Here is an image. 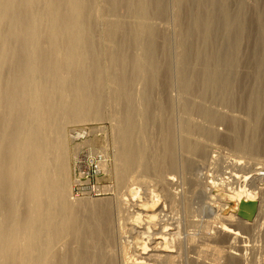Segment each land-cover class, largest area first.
<instances>
[{
  "label": "bare ground",
  "instance_id": "obj_1",
  "mask_svg": "<svg viewBox=\"0 0 264 264\" xmlns=\"http://www.w3.org/2000/svg\"><path fill=\"white\" fill-rule=\"evenodd\" d=\"M97 1L0 0V264H181L178 262L180 254L174 256L172 249L177 247L175 241L178 240L176 239L179 233L178 227H176L178 232L176 235L173 233L165 235V233L163 237L159 234V236L150 234L154 232H150V227L149 232L147 229L139 232L138 234L141 235L137 238L142 241L138 240V243L143 246V250L134 263L127 260L130 251L126 241L130 242L134 229L131 233H127L125 226H132L134 213L136 217L134 216L133 222L141 219V213H149V206L142 208L141 211L139 209V213L131 212L132 209L124 206L133 199L132 197L128 199V196H131L130 193L135 188L140 190L139 188L150 186L160 187L162 181L165 183L163 175L159 174V144H154L153 140L144 168L139 169L142 165L138 152L140 148L137 145L141 143H138L139 134L145 129H141L142 119L143 126L150 129L162 127L166 122L164 111L170 110L172 113L176 106H180L193 113L192 115L201 117L199 122L203 118L209 123L213 116L218 124L227 127L226 133L223 134L219 133L217 128L214 130L198 124L199 127L196 128L200 136L214 140L221 138L225 144H231L235 149L233 152L248 153L249 149L252 151L254 149L255 142L253 139L249 140L254 122L252 123L247 115H250V112L255 114L256 111H261L260 105L263 106L259 100L263 86L259 73L264 55L263 38L258 36L261 19L251 20L249 37L252 34L258 37H254L255 43L249 41L239 59L238 64L242 70L235 73L238 79L229 90L230 96L235 94L234 105L212 104L211 83L218 80L217 83L226 88L229 75L225 74V70L221 72L217 68L210 70L207 66L214 63H221L224 66L233 53V50L230 52L232 45L236 47L240 42L242 30L239 22L234 19L240 16L241 11L243 12L241 7L245 4L244 1L104 0L102 3V0V4ZM143 4L148 5L152 18L146 21L143 19L142 21L145 22L138 24L134 18L136 15L133 14L137 11L136 7ZM236 5L240 7L236 8ZM231 15H233L232 19ZM142 27L149 32L147 33L149 38L145 37L149 39L146 46V54L149 56L147 64L146 61L141 60L145 51L138 44L140 39L137 38L138 29L142 30ZM251 47H254V53H251ZM155 49H158L157 52L162 51V54L168 51L169 55L157 60L153 54ZM175 87L178 90H174ZM174 91H177L176 95ZM236 107L240 109L241 114L234 113L237 111L233 110ZM185 113L177 118L179 119L177 124L169 123L166 128L170 134L168 146L166 145V162H169L175 172L180 170L179 167L185 172L195 171L200 163L198 159L207 160L211 151L218 154L214 155L218 160L216 163L223 162L228 169H231V173L235 170L251 171L256 177L250 178L256 180L264 171V156H262L264 155V117L258 118L261 122L258 127L261 141L256 145L262 146L263 152L258 150L259 153H253L250 150L252 153L249 152V156L245 157L234 153L222 156L221 152L218 153L220 148L216 150L217 146H212L213 143L210 145L199 136L187 134L192 115ZM140 115L142 119L139 118ZM175 115L171 116L175 117ZM105 118L116 121L114 127L116 138L121 142V145L119 143L116 146L117 148L122 146L119 148L121 167L118 166L121 169L118 167L117 169L120 170L119 177L125 191L121 192V196L117 194L119 197L115 199L71 200L66 125L89 119L98 122ZM235 123H239V127H236ZM144 132L145 130L142 133ZM178 145L186 154L184 156L186 158L178 156ZM162 157L164 159L165 156ZM242 158L245 161L241 160ZM162 162L164 163V160ZM163 165L161 167L165 168L166 165ZM218 179L217 177L216 180ZM222 181L223 184L226 182L224 178ZM250 181L248 182L252 184ZM226 184L229 182L223 187ZM255 184L246 187L241 184L242 186L234 188L232 193V197L235 199L239 197L241 202L258 203L255 218L246 221L237 214L229 217H220L216 214L219 226L214 229L218 231V235L219 233L224 235L226 243L230 245L221 254L217 250H211L214 251L211 253L212 256L207 255L209 253L207 251L196 254V259L192 260L194 264H200L201 261L205 263L207 256L212 262L225 259L223 264H247L243 255V249L247 246L234 247L233 242L244 239L240 233L243 227H257L255 224L262 214V201L255 197L257 194ZM233 185L235 187L234 183ZM169 188L171 189L170 186ZM187 189L186 192H189ZM194 189L193 192L198 190ZM263 192L264 190L261 191L262 196ZM155 197L152 198L157 201V196ZM166 197L162 199L164 205H166ZM146 198L150 199L147 196ZM202 198L205 199L204 196ZM170 200L172 202L173 199ZM191 200L190 202H193ZM174 201L177 203L176 199ZM214 203H209L208 209H212ZM160 204H154L156 214L148 215L150 223L160 217L163 218L164 214L161 212L165 209L163 210ZM190 208H192L190 205L186 206L187 211ZM189 216L191 217L190 214ZM235 220L241 225L240 232L231 226ZM174 223L180 224H177V221Z\"/></svg>",
  "mask_w": 264,
  "mask_h": 264
},
{
  "label": "rangeland",
  "instance_id": "obj_2",
  "mask_svg": "<svg viewBox=\"0 0 264 264\" xmlns=\"http://www.w3.org/2000/svg\"><path fill=\"white\" fill-rule=\"evenodd\" d=\"M236 1H239V0H236ZM240 1H244L245 2V4L241 7L243 12L241 11L240 16L238 18L234 19V20H237L239 22L238 24L240 25V29L242 30V32L240 34V42L238 43V45L236 47H235L234 44L232 45V48H231L230 52L233 50V53H232L231 57H228V61H227V63L224 66L221 65V63H214V64L207 65L210 70H214L213 68L219 69L220 72L222 70H225V74L229 75V80H228V84H227L226 88H224V86L221 85L220 83H217L218 80H215V81H213L211 83V87H210L211 100L210 101L215 106H227V105L230 106V105H234L235 104L234 103V102H236L235 94L233 93L231 95L232 96L231 97L230 94H229V90L236 84V80L238 79V78L235 77V73L240 71V70H242V67L238 64L239 59L243 55V53H244L249 41L251 43H255L256 42V39L254 37L261 36V38H263L262 41L264 43V0H240ZM97 2L102 4V3H104V0H103V2H102V0H98ZM239 7L240 6L236 5V8H239ZM136 8H137V11H135L136 13L133 12V13H135L133 15H136V16H134V18L136 20L134 18H133V20H135L138 24L139 23H144L146 20H149L150 18H152L150 10L148 9V5L143 4V5H139ZM148 13H150L149 14L150 16L148 15ZM137 15H138V17H137ZM138 18H139V20H138ZM146 18H148V19H146ZM230 18L232 19L233 15H231ZM143 19L145 21H142ZM252 19H261V26L258 29L259 30L258 36H256L255 34L254 35L252 34V36L249 37L248 32H249V28H250ZM169 23H171V22H169ZM171 29H172V27H171ZM138 30H137L138 31L137 33L139 35L141 34L140 35L141 37L137 34V38L140 39V40H138V44H140V46L142 47V50L145 51V52H143V54L141 53L143 57H141V55H140V57H141L142 62L146 61V64H147V59H148L149 56H148V54H146V49H147L146 46H148V43H149V39H147V38H149V36H147L149 34V32L147 31V29L143 30V27H142V30H140V29H138ZM145 37H147V38H145ZM172 43H173V40H172ZM173 45H174V43H173ZM157 50L158 49H155L153 51V54H155V56L157 57V60L158 59L161 60L165 56L169 55V53H167L168 51L167 52L166 51L163 52L165 54L164 55V54H162V51L159 50L158 51L159 53H158ZM250 51H251V53H254L255 52L254 51V47H251ZM142 58H146V59L143 60ZM218 74H219V72H218ZM259 79H261V81L263 82V86H262V88L260 90V93H259V100L261 101L263 106L260 105L262 109L260 108L261 111H256V113H255L256 115L253 112H250L251 114L247 115L248 119L250 118L252 123L254 122L253 123L254 127H252L253 130L249 134V136H250L249 140L251 139L250 141H252V139H253V141L255 142V143H253L254 144V146H253L254 149H253V151L251 149L248 150L249 152L252 151L253 153H257L258 150L259 151L263 150L262 146H256V145H258L260 143V141H261V137H260V135H258L259 134L258 127H260L261 122H259L258 118L259 117H264V103H263L264 102V55H263V61L261 63V70H260V73H259ZM175 88H174V90H178L177 88L176 89ZM176 93H177V91H174L175 95H176ZM152 96H153V94H152ZM211 102H210V104H211ZM177 108L179 109L178 112H179L180 115L176 111ZM182 109L183 108H181L180 106L179 107L176 106L175 111H173L174 113L173 112L171 113L170 110H167V112L164 111L163 116H164L166 122H167V119H168V122L167 123L164 122L165 123V124L163 123L164 126H162V127L160 126L159 128H156V129H155V127L150 129V128L146 127L145 125L143 126L144 122H143L142 116L141 115L139 116V118L142 119V128L141 129L145 128L144 129L145 132L142 133L144 131V130H142L140 132L141 134H139V136H140L139 139L140 140L138 139L139 140L138 143L144 142L143 145L141 143L140 144L137 143L138 144L137 146L140 148V151H138V152H139V154L141 156V165H142L139 169L143 170L144 164H145V160H147L146 158H148V156H149L148 154H150L149 152L151 151L153 142H154V144H157V145L159 144L158 145V147H159V156H158V158H159V174L163 175V180L165 181V183L162 181L160 187L150 186V187H145V188H139L140 190L135 188L133 190V192L135 191V193H134L135 195L133 194V192H131L130 193L131 196H128V199H130L129 197H132L133 199H130L129 200L130 202L127 203L124 206L125 207H129L130 210L132 209L133 211H131V212L139 213L142 208L148 207V206H149L148 208L150 209V210L148 209L149 213H147V214H145V213L142 214L141 213L140 214L141 217L140 216L139 217L142 219V221H141V219H139L140 221L138 220V222L137 221L133 222L132 220H134L133 219L134 216L136 217V213H134V216L132 215L133 218L131 220V222L133 223L132 226L131 225H130V227H126L125 226L127 233H131L132 231L134 232V233H131V238L129 239L130 242L126 241L127 246L129 247V251H130L129 255H128V258H127L128 262L134 263L136 258H137V256H138V254L140 252H142L143 246L141 247V245H139V243H138V240L142 241V240L138 239L139 235H141V233L140 234H138V233L139 232H144L146 229L148 230V231L147 230L146 231L149 232V227L151 228L150 232L154 231V232H151L150 234H154V235H156V234L158 235L159 234L161 236L162 235L165 236V235H168V234H171V233L176 235V233L179 232L178 236H177L178 238H176L178 240L175 241L176 243L174 242L177 245V247L174 244L175 247L172 248V249L174 251V253H173L174 256L175 255L179 256V254H180V256L178 257V262L181 263V264H194V262L192 260L196 259V254H200L202 252H206L207 251V252H209L207 255L210 254L209 256H212L211 253H213L215 250H217L221 254V252H224L226 250L225 248L228 247L230 244L226 243V241L224 239V237H225L224 235H220V233L218 235V231L215 230L219 226L216 217H218V216H220V217H229V216H231L233 214H237L238 210H239L238 206H239V203L241 201L239 200V197H236V199L232 197L233 196L232 193H233L234 188L239 187L241 184L243 186H245L244 184H247V183H248L247 185H252V184L256 183L255 185L257 187L254 185L255 192L257 193V194H255V197H257L258 200L260 199L262 201V212H261L262 214H261V216H259L258 221L255 224L257 227H255V226H250L249 228H244L243 227L242 230H241V225H240V223H237L238 222L237 220H235V222L231 223L232 224L231 226H233L234 229L236 228L239 232H240V230L242 231L240 233H241V235L243 236L244 239L243 240L239 239L240 241L238 240V242L234 241L233 242V246L234 247H237V246H243L244 247V245L247 246V247H244V249H243L244 260L247 261V264H264V248H263L264 247V195L262 196V193H261V191L264 190V171L261 172L259 174V176L256 178V180L258 179L257 182H256V180H254L255 178H250V177H256V175L254 176L253 172H251L249 170H248L249 172H246L247 170H235V171L232 170L234 172L231 173V171H230L231 169H228L225 166V164H223V162H218L219 165L216 163V161H218V160L214 158V155L217 156L218 154L217 153L214 154L211 151V153H209L210 155L207 158V160L206 159H202L201 160L199 158L201 160L200 161L198 159V161L200 163L198 164V161H197L198 165L196 167L197 169H194L195 171H191L189 173V172H185L182 168L179 167L178 169H180V170L177 171L178 173L175 172L176 170L173 169L172 167H170L171 165L169 164V162L168 161H167L168 163L166 162V160H167L166 159V152H167V146H168V143H169L168 139H169V136H170V134H168L169 132H168V130L166 128L169 125V123H171L172 125L178 123L179 119H177V118H179L181 116V114L184 115V113L186 111V110L183 109L184 110V112H183ZM235 109L237 110V111H234L235 114H241V111H240V109L238 107L234 108L233 110H235ZM238 109H239V112H238ZM224 110L226 111V109H224ZM186 112L187 113H185V114L189 115V116H190V114L191 115L193 114V113H190L189 111H186ZM257 113H258V115H257ZM171 115H173V116L175 115V117H173ZM194 115L190 116L191 121L189 122V126L187 127L188 131L186 130L188 135H191V136L194 135L195 137L199 136L200 139L203 138L204 140H206V141H204L202 139L205 143L207 142L208 144H210V143L212 144L213 143L212 146L213 145H214V147L217 146L216 150L220 148L218 153L221 152L220 155H222V156H225V155L229 156L230 153L231 154H233V153L234 154H238V156H244V157L245 156H249V152L248 153L244 152V151H242V152H238V151L233 152L235 149L232 148L231 144L230 145H229V143L225 144V141H223L221 138L220 139L218 138V140L217 139L214 140L212 138H208V137H205L203 135L200 136V134L198 133V130H197L196 127L208 126V127L213 128L214 130L217 128L216 130H219L218 132L219 133H223V134L226 133L227 127L224 124H221V125L218 124L217 123V119L216 118L214 119L213 116L211 117V120H209V123H208V121L206 119L204 120L203 118L199 122L201 117H199L196 114H194ZM196 117H197V119H196ZM192 118H193V120H192ZM105 119L102 120V121H98V122L97 121L94 122V121L89 119V120H83L81 123H74V124L69 123V124L66 125V136H67L66 137V143H67L66 146H68L67 147V149H68L67 152H68V163H69L68 164V167H69L68 177H69V182H70L69 186L71 188L70 189V198H71V200L73 199L75 201L76 200L77 201H79V200H81V201H83V200L84 201L85 200L86 201H92V200L95 201L96 199L97 200H106V198L107 199H115V198L119 197V195L117 196V194H120V196H121L122 193H124V191H125L124 190L125 189L124 185L121 182L120 177H119L120 176V174H119L120 170L119 169H121L120 168L121 167V159H120V150L121 149H119V148L120 147L122 148V146H119V148H117L118 146H116L119 143L121 145V142L118 140V138H116V133H115L116 131H115V128H114V127H116V121L111 120L109 118H105ZM202 120H204V121H202ZM256 120H257V122H256ZM210 121H212V122H210ZM191 122H193V123H191ZM258 122H259V124H258ZM252 123H251V126H252ZM198 124H199V126H198ZM209 124L212 125V126H210ZM235 125H236V127H239L240 124L239 123H235ZM257 125H259V126H257ZM255 126H257V127H255ZM188 132L189 133L191 132V133L189 134ZM192 132H193V134H192ZM155 133H156V135H155ZM195 133H196V135H195ZM150 134L151 135L153 134V135L150 136ZM163 135H165V136H163ZM149 137H151V138H149ZM152 140H153V142H152ZM162 142H163V144H162ZM144 144H146V145H144ZM139 148H138V150H139ZM179 148H180V145H178V148H177L178 149V153H179L178 156L180 158H186V157H184V156H186V154L183 152V150L181 148L180 149ZM255 148H259V149H255ZM180 150H181V152H180ZM162 151L164 152V154H163L165 156L164 159L162 157L163 156L162 155V153H163ZM254 151H256V152H254ZM262 152H260V153H262ZM244 153H245V155H244ZM240 154H242V155H240ZM146 155H147V157H146ZM262 156H264V155L262 154ZM163 160H164L165 164L162 162ZM212 160H213V162H212ZM241 160L245 161V159H243V158ZM160 161H161V163H160ZM117 162H120V163L117 164ZM214 163H216V164H214ZM220 163L222 164V166H221ZM161 165H163V166L166 165V166H165V168H163V167H161ZM208 165H209V167H208ZM118 166H120V167H118ZM117 167L119 169H117ZM167 168H169V169H167ZM224 168H226V169H224ZM162 169L164 171H162ZM215 169H216V172H215ZM142 170H139V171H142ZM116 171L118 172L117 174H119V175L116 174ZM166 171L171 173V174H173V175L175 174V176L176 175H179V176H177V177L172 176L171 177L170 176L171 174L167 173ZM181 171H183V172H181ZM141 173H143V172H141ZM166 174H168V175H166ZM191 174L193 176L197 175V177L194 176V177H196V178H194V177H192ZM237 174H238V178H237ZM248 174L249 175L251 174V175L249 176ZM262 174H263V176H262ZM233 175L236 176L237 180H235L236 178ZM240 175H242V177ZM217 177L219 178L218 181L216 180ZM259 177L260 178L263 177V178L260 179ZM166 178H168V179H166ZM172 178H173V180H171ZM197 178L200 179L201 181L198 180ZM222 178H224V181H226L225 183L229 182V184H226L223 187V185L225 183L223 184ZM225 178H227V179H225ZM249 178H250V180L251 179L252 180L250 181ZM174 179L177 180V181H175ZM180 179H181V181H178ZM233 179H234V181H233ZM239 179H241V180L239 181ZM197 180L199 181V183H198ZM219 180H220V183L222 181L221 184L219 183L221 186H219V184L217 183V182H219ZM244 180L246 181V183H245ZM260 180H262V182ZM174 181H175V183H174ZM194 181H197L196 183H198V184L195 185L196 183ZM231 181H233V182H231ZM242 181H244V182H242ZM248 181H250L252 184H250ZM185 182L187 183V185H186ZM201 182H202V184H201ZM236 182H238L239 184L236 183ZM120 183H122V185H120ZM169 183H171V185ZM188 183H189V185L194 186L193 188H195V189L197 188L198 190L196 189L197 191L193 192V190H192L193 188L191 186H189ZM214 183H216V184L214 185ZM233 183L235 184V187H234ZM167 184L171 187V189L169 188V186ZM174 184L175 185L177 184V185L175 186ZM217 184H218V186H216ZM236 184H238V185H236ZM185 185L187 186L188 189L186 188ZM122 186H123V189H122ZM174 187H176V188H174ZM167 188H169V189H167ZM141 189L143 191L144 190H147V191L143 192V191H141ZM172 189H174V190H172ZM175 189L178 190L180 193L178 191H176ZM186 189L189 190V192H186ZM204 189L206 191H204ZM241 189H243V187ZM258 189H261V190H258ZM182 190H183L184 193L181 192ZM201 190H203V192ZM170 191H173V192H170ZM200 191L203 193V196H204L205 199L202 198L203 196H201L202 193ZM137 192H138V195H137ZM139 192H140V194H139ZM199 192H200L201 195L199 194ZM161 193L164 194L165 196L162 195ZM197 193H198V195H197ZM205 193H208L207 196L204 195ZM173 194H175V196ZM176 194H177V196H176ZM145 195L148 198H150L151 200L147 199ZM167 195H168V197H166ZM228 195H230V196H228ZM149 196H151V197H149ZM155 196H157V201L155 200L156 199ZM179 196H181L183 198H181ZM261 196H262V198H261ZM143 197H144V199H143ZM152 197H155V199L152 198ZM165 197H166V200H165V204L166 205H164V201H163L165 199ZM134 198H136V199H134ZM218 198L220 199V201H218L219 200ZM153 199L155 200V202H154ZM167 199H168V201H167ZM170 199H173L172 200L173 203L171 202ZM175 199L177 200V203L174 201ZM131 200H133V201H131ZM186 200H187V202H186ZM190 200L193 201V202H190ZM199 200H201V202ZM212 200H214V202L216 201V203L212 202ZM180 201H181V203H180ZM167 202H168V204H167ZM169 202H171V204ZM157 203H161L160 205L163 206L162 209L163 210L165 209L164 211L161 212V213L164 214V215L162 214L164 219L162 217H160L158 219H160L161 221L160 220L158 221V219H156L155 221L153 220V222L150 223L149 222L150 218H148V215L150 213H151V215L153 213L156 214L155 213L156 209L154 208V204L157 205ZM178 203H179V205H182V206H179ZM182 203H184V204H182ZM193 203H195V204H193ZM209 203H214V207L212 209H208V204ZM172 205H176V206L178 205V206L174 207ZM189 205L192 208H190V210H188L190 212L187 214L188 211L186 209V206H189ZM193 205H194V209H193ZM171 206H172V208H171ZM202 206H204L203 207L204 211L202 210ZM205 206H206V208H205ZM139 209H140V211H139ZM178 209H180V211ZM206 209H208V211ZM151 210H153V211H151ZM168 210L171 211V213L174 214V216L176 215L180 219H176L177 218L176 216L173 217V215ZM209 210H210L211 213L209 212ZM212 210H213V212H212ZM183 211H185V212H183ZM181 212H183L184 214L181 213ZM168 214L169 215L171 214V216H168L169 218L171 217V218H174V219H172V220H171V218L169 219L167 217ZM189 214L191 215V217L189 216ZM180 215H182V216H180ZM174 221L175 222L177 221V224H179V223L180 224L179 225H175L176 223H174ZM178 221H180V222H178ZM182 222H183V224H182ZM134 223H136V224H134ZM157 223H158V225H157ZM161 224H163V225H161ZM208 224H210V226H208ZM214 224H215V227H214ZM233 224H235V225H233ZM164 225L165 226L167 225L166 228H165ZM180 225H181L182 228L179 227ZM142 226H144L145 228L142 227ZM162 227L164 229H162ZM168 227L172 228V229H169ZM176 227H178V229ZM155 228H156V230H155ZM132 229H134V230H132ZM176 229L179 230V231L177 232ZM167 230H168V232H167ZM136 235H138V236H136ZM181 235H183V236H181ZM169 240H172V239L169 238ZM178 245H179V247H178ZM180 247H182V248H180ZM211 250H214V251H211ZM209 256H207V259H205V261H204L205 263H203L201 261L200 264H207V263L208 264L209 263L210 264H219V263L223 264V262L225 260V259L224 260L223 259H219L220 261L218 260L217 262H212ZM250 258H252V259H250ZM247 259H249V261H251V260L252 261L249 262ZM206 260H207V262H206Z\"/></svg>",
  "mask_w": 264,
  "mask_h": 264
},
{
  "label": "water",
  "instance_id": "obj_3",
  "mask_svg": "<svg viewBox=\"0 0 264 264\" xmlns=\"http://www.w3.org/2000/svg\"><path fill=\"white\" fill-rule=\"evenodd\" d=\"M258 210V203L257 202H241L239 204V210H238V217L246 220V221H252Z\"/></svg>",
  "mask_w": 264,
  "mask_h": 264
}]
</instances>
